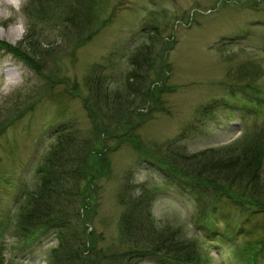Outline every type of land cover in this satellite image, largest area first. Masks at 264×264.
Here are the masks:
<instances>
[{
	"label": "rangeland",
	"instance_id": "rangeland-1",
	"mask_svg": "<svg viewBox=\"0 0 264 264\" xmlns=\"http://www.w3.org/2000/svg\"><path fill=\"white\" fill-rule=\"evenodd\" d=\"M5 1L0 3V42L30 52L26 37L33 25L36 44L45 53V78L26 66L19 54H7L0 47V126L13 118L4 130L0 127L3 264H49L56 245L52 226L45 225L48 231L31 241L22 239L14 230L17 205L36 189L37 168L61 127L90 136V114H96L97 105V114L106 119L103 123L110 131L109 144L116 142L115 131L133 124L130 131L153 157L160 154L159 145L169 141L190 152L200 151L229 145L245 129L264 126V0H46V20L43 13L34 19L36 0H25L20 12ZM67 17L73 20L66 23ZM144 43L153 47L151 65L133 70L130 55ZM7 61L8 69H18L13 82L2 70ZM97 73L100 102L94 90L93 95L88 90ZM250 80L252 90L245 87ZM128 83L138 92L126 103ZM114 95L118 114L129 106L127 125L119 115L109 118L115 112L110 98ZM145 152L124 141L108 154L109 168L81 210L83 218L87 214L85 224L94 233L97 250L117 240L125 207L123 178L130 171L132 182H141L154 193L151 211L156 224L178 225L184 238L197 239L208 264H248V258L239 255L251 244V261L252 247L260 248L263 212L210 196L204 215L191 189L162 174ZM262 163L264 175V159ZM87 244L90 248V239ZM257 256L256 264H264V254ZM139 264L175 263L148 257Z\"/></svg>",
	"mask_w": 264,
	"mask_h": 264
},
{
	"label": "trees",
	"instance_id": "trees-1",
	"mask_svg": "<svg viewBox=\"0 0 264 264\" xmlns=\"http://www.w3.org/2000/svg\"><path fill=\"white\" fill-rule=\"evenodd\" d=\"M36 1L39 8L33 6V11L36 12L34 19L41 18L43 13L46 20L43 3L47 4V1ZM68 20L72 21L73 17H67L64 21L67 23ZM34 33L37 34L35 27L31 25L26 37L30 52L21 50L18 45L12 46L3 42H0V47L19 54L33 71L43 75L45 53H42L43 49L36 44ZM152 53L153 47L147 43L135 47L129 58L132 69L140 70L145 68V65H151L149 59ZM252 72L249 67L247 73L251 75ZM96 76L95 85L88 83V90L90 95L91 90L92 95L94 90L96 99L100 102L99 94L102 89L96 87L101 84L98 80L100 74L97 73ZM252 81L245 84L248 90L254 88ZM127 88L126 103L131 101L128 98L130 94L138 92L132 83H128ZM245 92L247 91L244 90ZM108 97L107 93L103 94L105 102H109ZM117 97H110L114 99L115 112L109 118L118 119L119 115L120 122L127 125L130 121L129 106L124 107V111L118 114ZM97 107L96 114H90L93 130L90 136H85L75 131L76 128L68 126L59 130L56 141L37 168L39 183L36 189L29 191L17 205L15 232L25 240L45 225L53 226L56 229L57 244L50 250L49 264H139L141 259L148 257L158 261L168 260L175 264H208L210 260L207 254L203 253L201 243L197 239L184 238L178 225L165 223L160 226L161 222L156 224L151 211L154 193L146 189L143 183L132 182L130 171L123 178L121 200L125 207L119 220L117 240L114 239L110 247L97 250L94 233L87 231L85 224L87 214L83 218L81 210L88 206L89 196H95L98 181L109 168L108 154L124 141L130 142L138 152H145L143 143L130 131L133 124L115 131L116 142L109 144L106 136L110 131L103 123L106 119L97 114ZM139 115L144 116L142 113ZM99 117L102 120L101 125ZM11 121L13 118L3 121L0 127L4 130ZM159 146L160 154L157 157L145 152L147 161L152 165L156 164L162 174L172 179L175 184L190 188L194 193V201L202 205L204 215L209 209L207 198L210 196L241 202L242 206H248L252 212L264 214L263 125L245 129L238 140L222 147L189 152L185 146L173 144L171 141ZM244 192L247 194L244 195ZM89 239L90 248L87 244ZM259 244L261 246L257 251L252 247L251 261V244L239 256L243 254L248 258V264H256L257 255L264 254V236ZM0 264H3L1 256Z\"/></svg>",
	"mask_w": 264,
	"mask_h": 264
},
{
	"label": "clouds",
	"instance_id": "clouds-1",
	"mask_svg": "<svg viewBox=\"0 0 264 264\" xmlns=\"http://www.w3.org/2000/svg\"><path fill=\"white\" fill-rule=\"evenodd\" d=\"M6 4L15 12H20L24 7L25 0H6Z\"/></svg>",
	"mask_w": 264,
	"mask_h": 264
},
{
	"label": "bare ground",
	"instance_id": "bare-ground-1",
	"mask_svg": "<svg viewBox=\"0 0 264 264\" xmlns=\"http://www.w3.org/2000/svg\"><path fill=\"white\" fill-rule=\"evenodd\" d=\"M4 0H0V3H2ZM6 2V1H5ZM9 31L10 32H12L10 29H9ZM16 32H18L19 30H15ZM15 33V32H14ZM9 64V63H8ZM8 64L7 63H5V65H3V71H4V73L6 72V74L8 75V78H9V82H13V80H15V79H17V76H16V74H15V72H14V70H12L11 68L10 69H8L7 67H6V65L8 66ZM16 82V81H15Z\"/></svg>",
	"mask_w": 264,
	"mask_h": 264
}]
</instances>
